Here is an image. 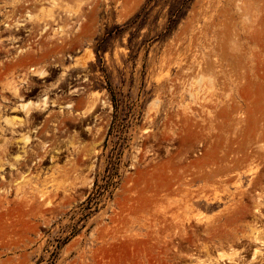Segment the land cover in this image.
<instances>
[{"label": "rangeland", "instance_id": "rangeland-1", "mask_svg": "<svg viewBox=\"0 0 264 264\" xmlns=\"http://www.w3.org/2000/svg\"><path fill=\"white\" fill-rule=\"evenodd\" d=\"M0 77V264L252 263L264 0H0Z\"/></svg>", "mask_w": 264, "mask_h": 264}, {"label": "bare ground", "instance_id": "bare-ground-1", "mask_svg": "<svg viewBox=\"0 0 264 264\" xmlns=\"http://www.w3.org/2000/svg\"><path fill=\"white\" fill-rule=\"evenodd\" d=\"M48 16V15H47ZM121 16V15H120ZM39 21H41V20H39ZM25 57H20L14 64H12V65H6V67H5V69H6V74L7 73H9L10 71H12V70H15L16 68H21V67H23V66H25V65H27L28 63H30V62H28V61H32L33 59H35V58H33L32 56L33 55H31L30 53H27V54H25L24 55ZM33 58V59H32ZM30 59V60H29ZM28 60V61H27ZM77 60V59H76ZM76 64V63H75ZM77 65L80 67V66H85V61L84 60H78V62H77ZM75 66V65H74ZM81 68V67H80ZM3 74H5V73H2L1 75H3ZM64 74V73H63ZM60 76H64V75H60ZM0 78H2V77H0ZM1 80V79H0ZM9 87H8V91H11L13 94H15V95H17V96H19V89L17 88V86H16V81H13L12 83H10L9 85H8ZM99 95V94H98ZM20 97V96H19ZM18 97V98H19ZM97 98H99V97H97V95H96V99H95V97L93 98V99H95V101H93V102H91L92 104L90 105V107H89V113H90V111H93V108H95V103H96V100H97ZM91 99H92V97H91ZM45 100H47V99H44L43 100V105L44 106H46L47 104H45ZM100 100V99H99ZM99 100H97V102L99 101ZM42 101V100H41ZM40 101V102H41ZM100 101H102V100H100ZM35 103V102H34ZM50 103V102H49ZM48 103V104H49ZM101 103V102H100ZM102 103H104L103 101H102ZM101 103V104H102ZM32 104V103H31ZM41 104V103H40ZM98 104V103H97ZM37 105H39L38 104V102H37ZM30 105L29 104H25V105H23V107H22V110H25L26 111V113L29 111L28 110V108H32V107H29ZM35 106V105H34ZM44 106H43V108H44ZM69 106H71V104L69 105ZM69 106H67V107H69ZM39 107V106H38ZM42 107V106H41ZM34 108V107H33ZM37 107H35V109H36ZM40 109H42V108H40ZM28 110V111H27ZM37 110H38V108H37ZM46 110V109H45ZM86 110H88V109H86ZM21 111V110H20ZM23 112V111H22ZM85 113V112H84ZM86 114H87V112H86ZM88 115V114H87ZM19 121V123L20 124H22L23 122H22V120L21 119H17V118H6L5 120H4V125L6 126V127H8V128H11V129H13L15 126H23V125H20L19 123H17L18 121ZM24 122H25V120H24ZM25 125H26V122L24 123ZM24 125V126H25ZM29 138V137H28ZM28 138H26L24 141L22 140V144H23V146L21 147V149L22 148H24L25 147V145L27 144V142H29V139ZM9 143V142H8ZM16 158V157H15ZM20 158V157H19ZM17 160V159H16ZM17 162V161H16ZM12 167V166H11ZM195 176H193V177H191V179H193ZM200 177V176H199ZM206 177V176H205ZM205 177H203L202 179L204 180V182H206V184H207V181H208V179L209 178H207L206 180L207 181H205ZM188 178V177H187ZM189 179H190V177H189ZM198 179V178H197ZM196 179V180H197ZM185 180H187V179H185ZM193 181V180H192ZM195 181V180H194ZM199 181V180H198ZM186 182V181H185ZM195 183V182H194ZM193 183V184H194ZM205 184V183H204ZM31 187V186H30ZM203 189V188H202ZM201 189V190H202ZM184 190H187V189H184ZM200 190V189H199ZM204 190V189H203ZM184 192V191H183ZM185 193V192H184ZM246 194V193H245ZM188 197L189 196H193V193L192 192H190L189 190L187 191V194H186ZM40 199H41V196H40ZM23 201V200H22ZM189 201V200H188ZM241 202V201H240ZM239 202V203H240ZM238 203V204H239ZM241 204V203H240ZM241 207V206H240ZM243 209V208H242ZM261 216V215H260ZM169 222V221H168ZM170 222H172V220L170 221ZM193 229V228H192ZM191 229V230H192ZM205 229L206 228H204V231H205ZM183 229H181V231H182ZM189 230V229H188ZM198 230V229H197ZM187 230H186V228H185V231H184V233H185V237H187L188 236V233L186 232ZM192 232V231H191ZM194 232H195V230H194ZM208 232V231H207ZM200 233V232H199ZM211 233V232H210ZM183 234V233H182ZM196 234V233H195ZM208 235V234H207ZM211 235V234H210ZM209 235V236H210ZM230 235V234H229ZM181 236V235H180ZM192 236V235H191ZM208 236V237H209ZM215 235H213V237H214ZM231 236V235H230ZM182 237V236H181ZM189 238H190V236H188ZM193 237V236H192ZM219 237V236H218ZM228 237V236H227ZM232 237V236H231ZM261 237L263 238V240H260V239H258V237H254V238H252L251 239V242H252V244H254V245H257V248L256 249H254V252H253V256H252V259H251V261H252V263L251 264H254V263H256V256H261L262 258H261V260H257V262H260V263H263L264 264V233L261 235ZM189 238H185V241L187 242V244H189L191 241H190V239ZM197 238V237H196ZM225 238V237H224ZM182 240H183V237L181 238ZM199 239H200V237H199ZM207 239H209V238H207ZM206 239V240H207ZM211 240H212V236H211V238H210ZM216 239V238H215ZM227 239V238H226ZM196 240V239H195ZM210 241V240H209ZM212 242V241H211ZM219 242V241H218ZM197 243V242H196ZM202 243V242H201ZM205 243V242H204ZM209 244V243H208ZM186 245V244H185ZM202 245V244H201ZM206 245V244H205ZM209 245H211V244H209ZM208 245V246H209ZM213 245V244H212ZM186 246H188V245H186ZM190 246H191V243H190ZM217 247H219V246H217ZM188 248V247H187ZM190 248V247H189ZM207 248V247H206ZM209 248H210V246H209ZM202 249V248H201ZM203 250V249H202ZM201 250V251H202ZM209 250V249H208ZM208 250H205L204 249V251H206V255H208L209 254V251ZM197 253H198V251H197ZM204 254V253H203ZM202 254V255H203ZM196 255V254H195ZM191 256H193V255H191ZM190 256V257H191ZM189 257V256H188ZM197 257V256H196ZM204 257V256H203ZM209 257V256H208ZM236 257H237V252L236 251H231V252H229V253H225V252H218V254L216 255V257L214 258V259H212V261H210V262H208L207 264H240V263H238L237 261H236ZM199 259V258H198ZM198 259H197V261H198ZM195 264H206L204 261H198V263H196L195 262Z\"/></svg>", "mask_w": 264, "mask_h": 264}, {"label": "flooded vegetation", "instance_id": "flooded-vegetation-1", "mask_svg": "<svg viewBox=\"0 0 264 264\" xmlns=\"http://www.w3.org/2000/svg\"><path fill=\"white\" fill-rule=\"evenodd\" d=\"M46 76V75H45ZM45 76H43V77H45ZM43 77H41V78H43ZM38 87H40L39 88V90L38 91H36L35 93H40L41 95H44L45 94V96L42 98V100H44V99H48L47 98V96L49 95V96H54L55 98H62V97H65V96H68V95H71V93L73 92V90L72 91H65V90H62V89H58V90H56V92L55 93H52V92H50V89L51 88H46V86L45 85H40V86H38ZM72 87V85H69V86H67V88L69 89V88H71ZM30 92V91H29ZM73 96H77V94H72ZM30 101H28V103H29ZM50 102V101H49ZM53 104H51L50 105V107H53L52 106ZM20 110H21V112H22V109L20 108ZM43 111H47V109L46 110H43ZM36 112V111H35ZM40 113L41 112H37V115L36 116H34L33 118H32V122H35V123H38V124H40V125H42V123L44 122V120H43V117H42V119H39V118H41V115H40ZM24 116H27V115H24ZM48 115H46V116H44V118L45 117H47ZM7 117H5V118H3V120H2V123H3V125H4V120L6 119ZM14 118H16V117H14ZM10 119V118H9ZM18 119V118H17ZM22 120V119H21ZM25 120V119H24ZM24 120H22V124H20V125H23V126H21V127H25L26 125H27V123H28V121H25L26 122V125L24 124L25 122H24ZM93 122H95V120H96V118H95V116H93L92 117V119H91ZM87 124H88V122H86ZM25 125V126H24ZM16 127H19V126H16ZM15 127V128H16ZM40 126H38V128H39ZM69 127H73L74 129L75 128H80L81 127V125L79 124V122H77V121H75V122H70L69 123V125L67 126V128H69ZM87 128H90V127H88V126H86V127H84V128H82V130H86ZM72 130L73 131V133H76V134H79L80 133V131H76V130ZM12 134L14 133V131H10ZM7 141H10V140H7ZM19 142H21V141H19ZM22 146H19V149L21 148ZM7 151L9 152V150L7 149ZM64 157V156H63ZM12 159H15V156H13L12 157ZM19 165H20V163H19Z\"/></svg>", "mask_w": 264, "mask_h": 264}, {"label": "trees", "instance_id": "trees-1", "mask_svg": "<svg viewBox=\"0 0 264 264\" xmlns=\"http://www.w3.org/2000/svg\"><path fill=\"white\" fill-rule=\"evenodd\" d=\"M183 5H184V3H180L179 8H181ZM179 8H177L176 11L173 12V16H175V17L177 16V15H176V12H178ZM171 18H172V16L169 17V19H171Z\"/></svg>", "mask_w": 264, "mask_h": 264}]
</instances>
